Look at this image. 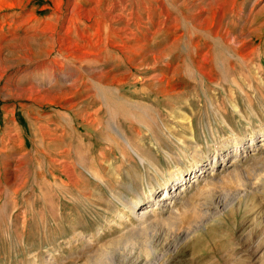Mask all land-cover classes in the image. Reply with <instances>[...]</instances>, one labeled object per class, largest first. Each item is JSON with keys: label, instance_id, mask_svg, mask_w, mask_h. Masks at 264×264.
Wrapping results in <instances>:
<instances>
[{"label": "rangeland", "instance_id": "rangeland-1", "mask_svg": "<svg viewBox=\"0 0 264 264\" xmlns=\"http://www.w3.org/2000/svg\"><path fill=\"white\" fill-rule=\"evenodd\" d=\"M127 1L0 0V264H264V0Z\"/></svg>", "mask_w": 264, "mask_h": 264}, {"label": "bare ground", "instance_id": "bare-ground-1", "mask_svg": "<svg viewBox=\"0 0 264 264\" xmlns=\"http://www.w3.org/2000/svg\"><path fill=\"white\" fill-rule=\"evenodd\" d=\"M127 0H120V1H118V0H111V4H108L107 5V7H106V10H107V13L108 14H112V13H115V12H117L118 11V8H120V7H118V3L120 4V3H125ZM132 1V0H131ZM127 2H130V1H127ZM181 2V1H180ZM182 6V5H181ZM123 7H126V5H124ZM122 7V8H123ZM251 22V21H250ZM195 25V24H194ZM196 27V26H195ZM198 27V26H197ZM246 32V31H245ZM50 53V52H49ZM49 55V54H48ZM153 58V57H152ZM138 63V62H137ZM213 65V64H212ZM44 66V65H43ZM39 67V66H38ZM149 67V66H148ZM36 69V68H35ZM155 74V73H154ZM154 74H152V75H154ZM156 76V75H155ZM158 78V77H157ZM160 78V77H159ZM111 84V83H110ZM119 85V84H118ZM11 94V93H10ZM23 97V96H22ZM38 100V99H37ZM84 101V100H83ZM37 102V101H36ZM97 104V103H96ZM71 107H75V106H71ZM75 111V110H74ZM95 115V114H94ZM97 116V115H96ZM95 119V118H94ZM93 119V120H94ZM40 120V119H39ZM59 127V126H58ZM50 129V128H49ZM48 131V130H47ZM12 132V131H11ZM50 132V131H49ZM51 134V133H50ZM6 135V134H5ZM13 137V136H12ZM43 137V136H42ZM264 139V138H263ZM252 140H254V139H252ZM253 144V143H252ZM36 148V147H35ZM21 158V157H20ZM63 161V160H62ZM68 162V161H67ZM202 167H203V165H200L199 167H197V168H199V169H197L196 170V172L197 173H195L194 174V172L192 171V170H190L188 173H189V175H187V176H185V178H183V179H180V180H177V181H175V183H167L164 187H163V194L161 195V196H159V197H157L154 201H155V205L157 206V205H163V206H165L166 208H167V206H169L171 203H172V201H171V199H174L176 196H177V194H176V192H177V189L179 188V187H182V186H184L185 184H186V182L184 183V179H187V181H190V182H195V181H197L196 180V177L198 176V174L200 173H202L203 171H205V170H202ZM63 168V167H62ZM73 173V172H72ZM74 174V173H73ZM193 174V176H191ZM72 176V175H71ZM76 176V175H75ZM20 193V192H19ZM153 199V198H152ZM177 199V198H176ZM151 201V200H150ZM136 204H138V203H136ZM151 205H148L147 206V208L146 209H144V210H138V213L136 214L137 216H139V217H141V218H145V217H147L149 214H148V209H149V207H150ZM138 209H140V208H138ZM148 214V215H147ZM145 222V221H144Z\"/></svg>", "mask_w": 264, "mask_h": 264}]
</instances>
